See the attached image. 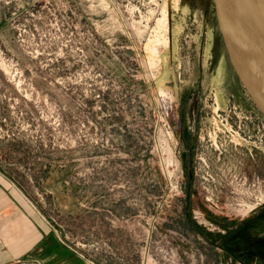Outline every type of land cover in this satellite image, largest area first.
Masks as SVG:
<instances>
[{
    "label": "rangeland",
    "instance_id": "374dc122",
    "mask_svg": "<svg viewBox=\"0 0 264 264\" xmlns=\"http://www.w3.org/2000/svg\"><path fill=\"white\" fill-rule=\"evenodd\" d=\"M0 172L92 264H264V116L212 0H0Z\"/></svg>",
    "mask_w": 264,
    "mask_h": 264
},
{
    "label": "crops",
    "instance_id": "0c3cea01",
    "mask_svg": "<svg viewBox=\"0 0 264 264\" xmlns=\"http://www.w3.org/2000/svg\"><path fill=\"white\" fill-rule=\"evenodd\" d=\"M0 264H92L57 241L50 226L0 172Z\"/></svg>",
    "mask_w": 264,
    "mask_h": 264
},
{
    "label": "bare ground",
    "instance_id": "6f19581e",
    "mask_svg": "<svg viewBox=\"0 0 264 264\" xmlns=\"http://www.w3.org/2000/svg\"><path fill=\"white\" fill-rule=\"evenodd\" d=\"M234 53L259 98L264 101V22L250 0H221Z\"/></svg>",
    "mask_w": 264,
    "mask_h": 264
},
{
    "label": "water",
    "instance_id": "95a60500",
    "mask_svg": "<svg viewBox=\"0 0 264 264\" xmlns=\"http://www.w3.org/2000/svg\"><path fill=\"white\" fill-rule=\"evenodd\" d=\"M250 1L253 2L256 10L259 12L260 17L262 18L264 22V0H250ZM212 2L214 6L216 23L218 26V30L221 34V37L223 39L229 62L236 76L238 77L241 85L243 86L244 90L246 91V93L248 94V96L250 97L254 105L256 106V108L264 116V101L259 98L254 87L250 83L248 76H246V73L243 71V68L240 65V62L238 61L237 54L234 53L233 36L231 35L226 25V20L224 17V12L222 10L221 0H212Z\"/></svg>",
    "mask_w": 264,
    "mask_h": 264
}]
</instances>
